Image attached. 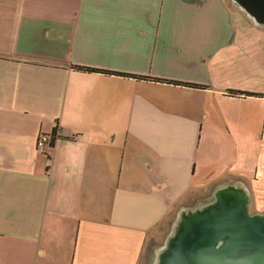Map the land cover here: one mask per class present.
I'll return each mask as SVG.
<instances>
[{"label":"crops","instance_id":"1","mask_svg":"<svg viewBox=\"0 0 264 264\" xmlns=\"http://www.w3.org/2000/svg\"><path fill=\"white\" fill-rule=\"evenodd\" d=\"M227 184L264 214V25L232 0H0V264H154L187 193Z\"/></svg>","mask_w":264,"mask_h":264},{"label":"water","instance_id":"2","mask_svg":"<svg viewBox=\"0 0 264 264\" xmlns=\"http://www.w3.org/2000/svg\"><path fill=\"white\" fill-rule=\"evenodd\" d=\"M264 25V0H232ZM249 194L240 184L219 186L213 199L179 210L173 232L154 264H264V214L249 213Z\"/></svg>","mask_w":264,"mask_h":264},{"label":"rangeland","instance_id":"3","mask_svg":"<svg viewBox=\"0 0 264 264\" xmlns=\"http://www.w3.org/2000/svg\"><path fill=\"white\" fill-rule=\"evenodd\" d=\"M214 189H197L187 193L186 198H183L181 205L175 208V213L172 215V221L165 226L163 234L161 233L157 237L151 239L149 252L150 261H155L156 254L165 246L168 237L172 234L173 226L178 219L179 210H193L207 202H210L213 199Z\"/></svg>","mask_w":264,"mask_h":264},{"label":"built area","instance_id":"4","mask_svg":"<svg viewBox=\"0 0 264 264\" xmlns=\"http://www.w3.org/2000/svg\"><path fill=\"white\" fill-rule=\"evenodd\" d=\"M56 139L55 133L41 132L36 141L37 147L51 146Z\"/></svg>","mask_w":264,"mask_h":264},{"label":"trees","instance_id":"5","mask_svg":"<svg viewBox=\"0 0 264 264\" xmlns=\"http://www.w3.org/2000/svg\"><path fill=\"white\" fill-rule=\"evenodd\" d=\"M239 93H241V94H245V95H253V93H248V92H246V93H244V92H239Z\"/></svg>","mask_w":264,"mask_h":264},{"label":"flooded vegetation","instance_id":"6","mask_svg":"<svg viewBox=\"0 0 264 264\" xmlns=\"http://www.w3.org/2000/svg\"><path fill=\"white\" fill-rule=\"evenodd\" d=\"M250 213V212H249Z\"/></svg>","mask_w":264,"mask_h":264}]
</instances>
